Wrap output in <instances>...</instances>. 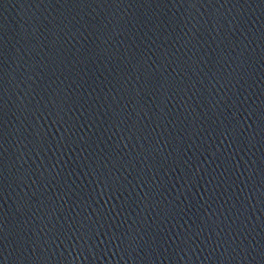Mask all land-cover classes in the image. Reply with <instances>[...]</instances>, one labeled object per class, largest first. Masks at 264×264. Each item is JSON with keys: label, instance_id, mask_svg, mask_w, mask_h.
<instances>
[{"label": "water", "instance_id": "obj_1", "mask_svg": "<svg viewBox=\"0 0 264 264\" xmlns=\"http://www.w3.org/2000/svg\"><path fill=\"white\" fill-rule=\"evenodd\" d=\"M0 264H264V0H0Z\"/></svg>", "mask_w": 264, "mask_h": 264}]
</instances>
